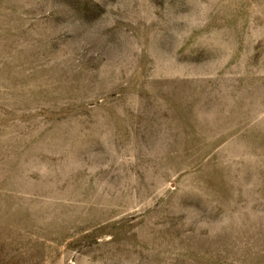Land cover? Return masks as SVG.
Instances as JSON below:
<instances>
[{
  "label": "rangeland",
  "instance_id": "obj_1",
  "mask_svg": "<svg viewBox=\"0 0 264 264\" xmlns=\"http://www.w3.org/2000/svg\"><path fill=\"white\" fill-rule=\"evenodd\" d=\"M0 264H264V0H0Z\"/></svg>",
  "mask_w": 264,
  "mask_h": 264
}]
</instances>
